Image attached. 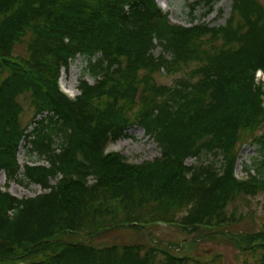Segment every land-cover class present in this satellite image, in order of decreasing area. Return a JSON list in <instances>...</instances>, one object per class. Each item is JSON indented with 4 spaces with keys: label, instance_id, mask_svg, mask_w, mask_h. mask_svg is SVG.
Returning a JSON list of instances; mask_svg holds the SVG:
<instances>
[{
    "label": "trees",
    "instance_id": "obj_1",
    "mask_svg": "<svg viewBox=\"0 0 264 264\" xmlns=\"http://www.w3.org/2000/svg\"><path fill=\"white\" fill-rule=\"evenodd\" d=\"M202 1L214 11L221 0ZM78 57L95 82L81 80L73 100L59 79ZM259 70L261 0H232L217 27L172 24L156 0H0V174L43 190L18 199L0 187V264H204L179 244L153 243L162 225L190 237L217 233L264 264V230L233 233L242 216L230 212L240 195L264 194ZM163 72L179 76L161 84ZM23 98L33 110L28 124ZM136 127L158 158L131 164L107 152ZM249 140L261 159L238 180ZM23 141L49 167L22 171ZM205 153L224 157L223 174L216 162L186 164ZM111 234L116 240L94 242Z\"/></svg>",
    "mask_w": 264,
    "mask_h": 264
},
{
    "label": "rangeland",
    "instance_id": "obj_2",
    "mask_svg": "<svg viewBox=\"0 0 264 264\" xmlns=\"http://www.w3.org/2000/svg\"><path fill=\"white\" fill-rule=\"evenodd\" d=\"M261 2L264 4V0H261ZM157 3L159 6L162 3L164 7H167V11L163 8L162 10L169 15L172 24L186 27L201 23L208 24L212 27L224 25L231 14L232 8V0H221L215 5L214 11H209V8L202 0H157ZM193 6L195 7L193 8ZM154 53L158 56L162 53V49L158 47ZM16 55H25V49L23 46L17 47ZM86 66L87 62H85L82 57H78L71 63L70 68L67 71L62 70V79H66L64 83L76 93V96L80 93L79 82L81 80H86L90 84H94L95 82L93 77L86 71ZM192 68L193 67H191V69ZM187 70H190V68H187ZM178 76L179 75H167L166 72H163L162 75L158 76V82L161 84L173 85ZM21 102L25 108L23 124H28L32 118L33 110L29 101L23 98L21 99ZM257 135H264V128L259 130ZM108 150L121 153L131 164H141L146 161H153L160 156V150L155 141L146 137L144 130L139 127L132 129L127 137L112 144ZM260 159L259 145H252L249 140L243 145L239 154L236 169L237 178H247L244 166H249L252 170L251 173L255 174L254 162ZM18 160L22 168L26 165H44L46 163L44 158L30 154L25 142L20 146ZM213 160L215 161L212 156L205 154L199 160L189 159L187 164L195 165L196 162L208 164ZM6 178L5 173H1L0 187L5 190L8 186V191L18 199L34 197L43 192L39 186L23 185L19 181L8 183ZM19 179H22V176H19ZM55 183V181L52 182V184ZM234 210L238 215L240 214V216H242V220L238 217V219L241 220L239 224L231 227L233 233H250L264 230V194L252 198L240 195L235 203L230 206V212H233ZM158 227L159 228H154L151 232L152 237H154L152 238L153 243L160 241L164 244L171 243L172 246L179 244L181 247L183 246V249L178 250L179 253L190 254L204 264H258L259 262L258 254L252 255L247 252H242L239 247L227 239L222 238V236L217 233L198 234V236L195 235L194 237H190L175 227L164 225ZM116 236V234H111L107 238L101 237L94 242L101 245L102 243L116 240ZM140 236L144 240L148 238V236L145 237V235ZM125 239L131 240L132 236L126 237ZM188 239H190V241L193 240L194 242H189Z\"/></svg>",
    "mask_w": 264,
    "mask_h": 264
},
{
    "label": "bare ground",
    "instance_id": "obj_3",
    "mask_svg": "<svg viewBox=\"0 0 264 264\" xmlns=\"http://www.w3.org/2000/svg\"><path fill=\"white\" fill-rule=\"evenodd\" d=\"M161 7H163L162 5H160ZM167 11V8H164Z\"/></svg>",
    "mask_w": 264,
    "mask_h": 264
}]
</instances>
